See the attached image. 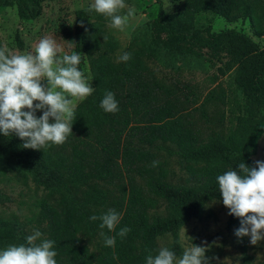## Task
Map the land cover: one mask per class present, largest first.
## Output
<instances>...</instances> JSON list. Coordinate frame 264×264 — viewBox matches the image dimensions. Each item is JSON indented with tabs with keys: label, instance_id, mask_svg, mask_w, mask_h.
<instances>
[{
	"label": "trees",
	"instance_id": "trees-1",
	"mask_svg": "<svg viewBox=\"0 0 264 264\" xmlns=\"http://www.w3.org/2000/svg\"><path fill=\"white\" fill-rule=\"evenodd\" d=\"M42 1L0 0V6H14L20 19L30 20ZM88 9L76 12L72 53L83 52L95 91L78 103L73 135L43 151L24 148L15 134L0 133V164L43 190L40 232L55 241L57 264H146V257L163 246L179 256V227L190 217L201 219L208 200L222 197L218 175L237 170L242 162L256 166L251 154L264 132V47L240 29L212 30L195 25L194 17L204 10L227 21L247 19L253 33L263 35L264 0H182L179 10L159 9L152 17L148 45H128L118 55L103 29V16ZM83 17L97 24L83 25ZM14 42L22 47L17 33ZM156 51L204 52L215 58L226 73L229 93L209 89L198 105H191L196 96L186 83L179 94L175 82L164 81L150 66ZM123 52L131 59L118 62ZM106 91L114 93L118 112L100 107ZM223 98L228 124L203 130L193 110L205 114L204 103ZM42 114L36 111L37 117ZM223 117L221 112L218 120ZM170 156L185 173L175 181L165 165ZM153 161L159 165L152 167ZM109 209L121 216L114 231L101 229L99 219L90 220ZM226 212V226L235 234L240 218ZM125 226L131 231L121 238L117 233ZM165 233L171 239L160 245L156 237ZM28 235L23 223L0 218V250L26 243ZM94 236L100 240L97 251L85 242ZM105 236L114 237L115 245L105 246ZM238 246L241 264H249L247 236L238 238Z\"/></svg>",
	"mask_w": 264,
	"mask_h": 264
},
{
	"label": "clouds",
	"instance_id": "clouds-1",
	"mask_svg": "<svg viewBox=\"0 0 264 264\" xmlns=\"http://www.w3.org/2000/svg\"><path fill=\"white\" fill-rule=\"evenodd\" d=\"M88 10L110 18V27L121 32L129 27L130 19L135 16V8L128 7L126 0H94ZM130 59L131 53L123 52L118 62ZM80 63V53H65L51 37L41 38L34 52L26 54H14L6 45L0 47V133L6 137L15 134L24 141V148L45 151L50 145H63L73 135L78 103L95 91L80 70ZM100 107L107 113L119 111L113 92L106 91ZM37 110H43L39 117ZM158 165L159 161L152 162V167ZM255 165L242 162L237 170L217 176L223 205L230 215L240 218L235 235L249 237L251 245L264 240V161L257 160ZM97 219L101 221V229L106 227L114 231L121 216L115 209H109L99 217H90L93 221ZM130 231L125 226L117 234L123 238ZM42 236L35 230L26 237V243L0 250V264H57L55 241ZM104 243L112 247L115 238L105 236ZM208 250L206 243L204 246L192 244L178 258L173 250L163 246L155 256L146 257V264H210Z\"/></svg>",
	"mask_w": 264,
	"mask_h": 264
},
{
	"label": "rangeland",
	"instance_id": "rangeland-1",
	"mask_svg": "<svg viewBox=\"0 0 264 264\" xmlns=\"http://www.w3.org/2000/svg\"><path fill=\"white\" fill-rule=\"evenodd\" d=\"M94 0H44L40 4L39 14L30 20L20 19L14 6H0V47L7 46L14 54H26L34 52L36 44L43 37L54 38L65 53L72 54L74 40V22L76 12L87 9ZM182 0H126L128 7L135 8V16L130 19L129 27L121 32L110 27V18L103 16V29L113 41V53L118 55L128 45L146 46L150 43L152 36L150 20L161 9L165 12L177 11L181 8ZM127 12V8L123 10ZM83 25H96L92 18L82 19ZM197 26L210 25L212 30L224 27H234L244 31L259 46L264 47V34L255 35L247 19H236L227 21L221 16L202 10L194 17ZM82 25V24H81ZM22 40V47L17 48L14 42L15 34ZM82 60L80 70L91 81L88 63L81 52ZM149 64L156 70V74L166 82H175L180 94L185 87L193 91L196 96L191 105H198L205 92L209 89L221 88L224 93H229L226 73L218 69L219 62L215 58L208 59L203 54L196 56L183 52H158L156 51L149 59ZM42 83H46L43 81ZM91 86H92V82ZM174 84V85H175ZM227 98L223 102L219 100L204 103L205 114L194 109V115L200 119L203 130L209 127H225L228 124ZM27 110V109H26ZM222 120H218L220 113ZM206 119V120H205ZM251 157L257 161H264V132L258 137ZM166 169L168 178L175 181L185 175L181 169V163L174 156L167 158ZM43 190L29 179L23 180L17 177L13 171L0 164V218L13 219L25 225L31 235L35 230L40 231L41 224L38 221V200ZM158 209L160 207L158 206ZM226 207L223 205L222 197L208 200L204 205V214L201 219L188 218L178 230V239L181 246V254L192 244L204 246L206 243L209 250L206 255L211 258L210 264H241L240 247L238 238L233 228L226 226ZM171 237L163 234L156 237L160 245H167ZM90 250L97 251L100 240L94 236L85 241ZM246 250L251 254L249 264H264V240L258 245H251L247 237Z\"/></svg>",
	"mask_w": 264,
	"mask_h": 264
}]
</instances>
